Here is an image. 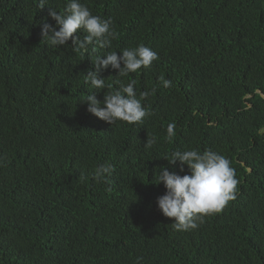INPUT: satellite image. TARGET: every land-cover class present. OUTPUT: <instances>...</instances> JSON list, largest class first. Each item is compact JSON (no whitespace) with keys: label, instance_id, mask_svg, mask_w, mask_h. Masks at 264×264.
Masks as SVG:
<instances>
[{"label":"trees","instance_id":"trees-1","mask_svg":"<svg viewBox=\"0 0 264 264\" xmlns=\"http://www.w3.org/2000/svg\"><path fill=\"white\" fill-rule=\"evenodd\" d=\"M80 2L110 21V48L43 41L67 0H0V264H264V0ZM141 44L158 53L151 67L102 70L104 89L85 82L98 56ZM131 79L138 98L152 93L141 123L88 112L87 95L103 102ZM193 149L231 161L236 198L177 231L154 179L162 167L190 174L165 158ZM103 164L107 182L93 178Z\"/></svg>","mask_w":264,"mask_h":264},{"label":"clouds","instance_id":"clouds-1","mask_svg":"<svg viewBox=\"0 0 264 264\" xmlns=\"http://www.w3.org/2000/svg\"><path fill=\"white\" fill-rule=\"evenodd\" d=\"M46 3L47 0H39L40 9H43ZM49 16L56 22V27L45 21L42 24L41 35L43 41L53 48L68 45L71 40L73 48L77 51H87L88 46L92 45V51L95 52L96 45L110 48L112 40L117 37L110 21L92 15L89 8L80 0H67L63 13L50 8ZM81 29L87 33L83 40L76 35ZM120 53L122 55L111 51L106 54V58L98 56L94 63L96 71H89L85 82L90 83L92 88L104 89L106 79L100 77L102 70L111 67L118 70V77H126L141 68L151 67L158 59V53L143 44L135 48L123 49ZM117 83L119 84L120 81L118 80ZM162 83L164 87H169L171 82L162 79ZM135 85L136 80L131 79L117 90L107 92L103 102L95 95H87V99L83 102L87 103L89 113L110 125L118 122H126L130 125L141 123L148 115L142 101L152 93L140 92L138 98ZM111 87L112 85H107V88ZM152 91L154 92L155 89ZM175 128L174 123L168 125L165 137L167 142L173 141ZM156 142L155 136H148L145 148H151ZM165 159L172 166H176L179 162L181 173L184 172L185 165L190 170V174L180 175L175 171L170 172L168 167H162L154 179L155 184L162 183L166 189L165 194L157 198L158 209L164 217L173 220L172 227L175 230L189 231L198 228L205 217L220 213L229 201L236 198L238 180L235 178V169L231 167V161L225 156L212 150L201 153L193 149L174 151ZM113 171L111 164L100 165L93 173V178L107 182V176ZM142 259L137 257L136 264H141Z\"/></svg>","mask_w":264,"mask_h":264}]
</instances>
